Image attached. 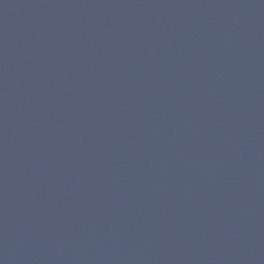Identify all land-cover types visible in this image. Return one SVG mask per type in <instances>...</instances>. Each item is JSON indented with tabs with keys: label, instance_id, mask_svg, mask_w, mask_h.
Segmentation results:
<instances>
[{
	"label": "water",
	"instance_id": "1",
	"mask_svg": "<svg viewBox=\"0 0 264 264\" xmlns=\"http://www.w3.org/2000/svg\"><path fill=\"white\" fill-rule=\"evenodd\" d=\"M0 264H264V0H0Z\"/></svg>",
	"mask_w": 264,
	"mask_h": 264
}]
</instances>
